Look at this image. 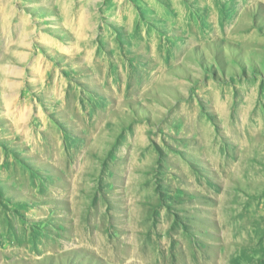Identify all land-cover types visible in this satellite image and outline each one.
<instances>
[{
    "label": "rangeland",
    "instance_id": "obj_1",
    "mask_svg": "<svg viewBox=\"0 0 264 264\" xmlns=\"http://www.w3.org/2000/svg\"><path fill=\"white\" fill-rule=\"evenodd\" d=\"M229 259L264 264V0H0V264Z\"/></svg>",
    "mask_w": 264,
    "mask_h": 264
},
{
    "label": "bare ground",
    "instance_id": "obj_2",
    "mask_svg": "<svg viewBox=\"0 0 264 264\" xmlns=\"http://www.w3.org/2000/svg\"><path fill=\"white\" fill-rule=\"evenodd\" d=\"M91 200H92V199H91ZM254 232H255V231H254ZM256 232H259V231H256ZM253 235H254V234H253ZM256 235H257V236H256V240H258L259 237L262 236V235L259 234V233H256ZM254 239H255V238H254ZM233 258H234V257H233ZM233 262H234L233 260L229 259V264H234Z\"/></svg>",
    "mask_w": 264,
    "mask_h": 264
}]
</instances>
